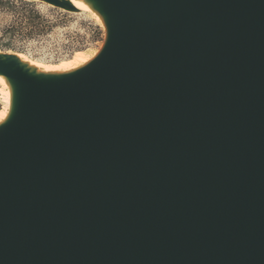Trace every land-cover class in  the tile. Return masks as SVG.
Instances as JSON below:
<instances>
[{
  "label": "water",
  "instance_id": "water-1",
  "mask_svg": "<svg viewBox=\"0 0 264 264\" xmlns=\"http://www.w3.org/2000/svg\"><path fill=\"white\" fill-rule=\"evenodd\" d=\"M98 1L82 70L0 63V264H264V0Z\"/></svg>",
  "mask_w": 264,
  "mask_h": 264
},
{
  "label": "rangeland",
  "instance_id": "rangeland-1",
  "mask_svg": "<svg viewBox=\"0 0 264 264\" xmlns=\"http://www.w3.org/2000/svg\"><path fill=\"white\" fill-rule=\"evenodd\" d=\"M12 2L18 10L20 1ZM40 15L38 26L16 23L14 10L0 5V49L20 51L27 56L56 63L77 50L99 49L104 41L101 26L86 12L71 5H50L42 0H21ZM71 6V7H70ZM1 95V93H0ZM3 103L0 97V108Z\"/></svg>",
  "mask_w": 264,
  "mask_h": 264
},
{
  "label": "bare ground",
  "instance_id": "bare-ground-1",
  "mask_svg": "<svg viewBox=\"0 0 264 264\" xmlns=\"http://www.w3.org/2000/svg\"><path fill=\"white\" fill-rule=\"evenodd\" d=\"M50 5L68 4L88 13L103 29L104 41L99 49L77 50L70 58L56 63L43 62L31 58L20 51L0 49V63L10 66L11 70L37 80H56L71 76L89 65L100 53L108 35V21L102 5L98 0H42ZM17 81L10 75L0 72V127L7 124L15 111L17 102Z\"/></svg>",
  "mask_w": 264,
  "mask_h": 264
},
{
  "label": "trees",
  "instance_id": "trees-1",
  "mask_svg": "<svg viewBox=\"0 0 264 264\" xmlns=\"http://www.w3.org/2000/svg\"><path fill=\"white\" fill-rule=\"evenodd\" d=\"M14 1H20L22 4L21 8L18 10V8L15 7L12 2L3 1L0 0V5L5 6L7 8H10L11 10H14V13L16 15V23L22 27L26 24H29L33 27L38 26V24L41 21L40 15L36 12V10L29 8L28 9V3L21 1V0H14ZM2 46V45H1ZM0 46V47H1Z\"/></svg>",
  "mask_w": 264,
  "mask_h": 264
}]
</instances>
